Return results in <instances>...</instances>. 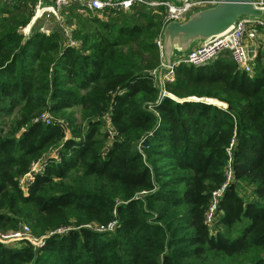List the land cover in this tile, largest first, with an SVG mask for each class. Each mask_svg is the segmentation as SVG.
<instances>
[{"label": "trees", "instance_id": "16d2710c", "mask_svg": "<svg viewBox=\"0 0 264 264\" xmlns=\"http://www.w3.org/2000/svg\"><path fill=\"white\" fill-rule=\"evenodd\" d=\"M36 3L0 0V119L17 111L9 134L0 127V230L71 229L0 242V264H264V51L251 76L229 56L179 64L164 84L174 98L160 97L161 9L70 6L72 45L58 28L24 37ZM42 111L49 124L32 119ZM112 220L111 232L85 227Z\"/></svg>", "mask_w": 264, "mask_h": 264}, {"label": "built area", "instance_id": "2783aa9c", "mask_svg": "<svg viewBox=\"0 0 264 264\" xmlns=\"http://www.w3.org/2000/svg\"><path fill=\"white\" fill-rule=\"evenodd\" d=\"M9 3H12L15 0H6ZM254 4L257 7H260L261 9H264V0H253ZM215 4V0H182L179 4H175L173 1L168 0H53V6L48 8H41V0H37V3L34 8V13L32 16V23L37 21L39 18H42L43 16H47L50 13L57 15L59 12V15L57 16L59 18L61 14V10L70 7V6H76L79 7L81 10L86 11L91 16L95 15H103L105 13H114L117 11L121 12H128L131 9L140 7L144 8L145 10H154V9H161L162 10V18H163V26L161 28V31L156 36L154 42L158 48V51L161 56V64L153 71V75L155 78V82L160 87L162 86L163 90L161 95H164V93H167L164 90V84L169 81L174 80L175 76V67L179 64H187V65H193V66H199L207 64L213 60H215L217 57L221 56L223 53H228L229 57L232 59V61L235 63L238 70L243 71L247 73L248 75H253V69H254V56L250 49V47L247 45L246 40L247 39H255L257 36L261 33V31H264V19L259 17H251V16H242L240 17L236 23L230 27L227 31L224 33L214 36L206 41L197 43L195 46H193L186 54L176 56L172 59L171 64L169 65V70L164 71L160 79L158 81L157 76V70L160 66L164 65V59L162 55V49H163V39H162V30L164 25L169 21H176V22H182L186 16L189 14V12L201 9L204 7H208ZM40 10V14H37V12ZM38 15L37 17H35ZM22 28V33L25 38H27L29 34V28L24 29ZM71 29V27H69ZM43 30L42 28H40ZM45 32H49L48 30H43ZM67 33V32H66ZM29 34V35H28ZM70 34L67 33V36ZM70 44L77 45V42L68 39ZM105 126L107 125L106 129L110 134L113 133L111 122L108 117H105ZM34 121H42L46 124L50 123V117L47 114H41L40 116H37ZM232 146V142L230 143L229 147L227 148V151L230 150V147ZM43 162L41 160H38L33 163L31 171H41L43 169ZM31 174H25L21 179V184L24 186L25 180H29L27 178H31ZM227 178H230V172L227 171ZM225 187V184L216 191L212 192V203L208 209V212L206 214V222L211 223L213 220L214 212L217 205V200L220 197L223 189ZM116 220H112L107 222L106 224H85V227H88L90 229L99 231V232H111L114 230L116 226ZM27 229V227H24ZM71 229V227H66L63 230H53L50 231L47 235L43 236V241L46 236L53 235V234H59L62 235L66 232H68ZM13 231L11 235L16 238L20 239V241H28L31 242L29 237H27V233L25 231ZM2 235V234H1ZM3 238V235L2 237ZM43 241L40 242L38 245H42ZM0 242L5 244L4 240L0 239ZM36 245L35 243H32ZM9 245V244H5Z\"/></svg>", "mask_w": 264, "mask_h": 264}, {"label": "water", "instance_id": "95a60500", "mask_svg": "<svg viewBox=\"0 0 264 264\" xmlns=\"http://www.w3.org/2000/svg\"><path fill=\"white\" fill-rule=\"evenodd\" d=\"M168 1L179 4L182 0ZM52 6L53 0H41V8ZM242 16L264 19V9L257 7L253 0H215L214 5L189 12L180 23L176 21L167 22L162 30L164 65L157 70L158 81L161 74L169 70V65L174 57L186 54L197 43L224 33ZM159 88L162 93V86L160 85ZM163 96L174 98L169 93H164L160 97ZM183 100H197L224 106L222 102L212 98L189 97ZM212 100H215L216 103H212ZM147 143V138H144L142 145L146 146Z\"/></svg>", "mask_w": 264, "mask_h": 264}, {"label": "rangeland", "instance_id": "374dc122", "mask_svg": "<svg viewBox=\"0 0 264 264\" xmlns=\"http://www.w3.org/2000/svg\"><path fill=\"white\" fill-rule=\"evenodd\" d=\"M74 7H75V9L73 10V12H74L73 15L74 16L77 15V14L82 16V17L91 16L86 11L81 10L79 7H76V6H74ZM68 10H69V7H66V8L62 9L61 10L62 12H61L59 18L57 17L59 15V12L57 13V15H54V14L50 13L47 16H43L42 18H39L37 21H35L33 23L31 21V19H32L31 18L30 21L24 27L26 29L29 28V30H30L29 34L31 33L32 29L34 27H36V26H39L43 30H48V31H50L51 29L58 28V30H60V32L63 34L64 37H66L67 39L72 40L71 39V30L72 29L69 28V26L67 25V22H66V17H69ZM108 15H110V14H108ZM108 15H106V19L108 18ZM66 32L69 33L70 35L67 36ZM65 113L66 114H70L71 113L72 117H74L76 119V122H79L80 115H79L78 108H73V109L66 110ZM41 114H47L49 117L52 115L48 111H42V112H40L38 114V116H40ZM16 117H17V111L15 110L11 114V116L6 117L5 119H0V123H2V125L0 124V127H1L4 135L9 134V131H10V128H11V125H10L11 121L14 118H16ZM59 118H60V120H63L66 124H68V121L65 118H63V117H59ZM32 119H35V116ZM106 127H107V125L105 126V124H104L103 127H102V130L106 129ZM18 134H19V132H18ZM31 178H27V179H31ZM68 226L71 227L70 225H60V226L56 227V229H57V231L58 230H63L64 228H66ZM24 227H27V229L24 228ZM20 230L25 231V233H27L26 236L29 237L30 240L32 241V243H35L36 245H38L40 242L43 241V236L44 235L43 234L42 235H35L34 233H32V231L30 230L29 226L27 224H25V223H22L21 226L17 230H8V231L0 230V239L4 240L5 244H9V246H11L13 248H18V247H20L22 245V243H21L20 239L14 238L11 235V233L13 231H20ZM1 234L3 235V238H1L2 237ZM57 235H59V234H57Z\"/></svg>", "mask_w": 264, "mask_h": 264}, {"label": "crops", "instance_id": "0c3cea01", "mask_svg": "<svg viewBox=\"0 0 264 264\" xmlns=\"http://www.w3.org/2000/svg\"><path fill=\"white\" fill-rule=\"evenodd\" d=\"M247 45L250 47L254 60L253 63H256L255 58L257 55H261V53L264 51V31H261V33L257 36L255 39H247L246 40ZM221 56L228 57V53H223Z\"/></svg>", "mask_w": 264, "mask_h": 264}, {"label": "bare ground", "instance_id": "6f19581e", "mask_svg": "<svg viewBox=\"0 0 264 264\" xmlns=\"http://www.w3.org/2000/svg\"><path fill=\"white\" fill-rule=\"evenodd\" d=\"M37 14H40V10L37 12ZM38 15H36L35 17H37ZM172 96V95H171ZM172 97H174V96H172ZM214 101L212 100V103H213Z\"/></svg>", "mask_w": 264, "mask_h": 264}]
</instances>
